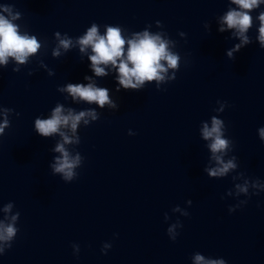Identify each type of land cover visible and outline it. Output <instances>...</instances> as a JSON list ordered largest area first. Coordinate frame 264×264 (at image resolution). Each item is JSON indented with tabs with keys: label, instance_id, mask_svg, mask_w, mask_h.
Returning a JSON list of instances; mask_svg holds the SVG:
<instances>
[{
	"label": "water",
	"instance_id": "water-1",
	"mask_svg": "<svg viewBox=\"0 0 264 264\" xmlns=\"http://www.w3.org/2000/svg\"><path fill=\"white\" fill-rule=\"evenodd\" d=\"M0 5L19 11L20 31L42 43L19 72L12 71L11 60L0 65V105L14 110L0 136V220L20 213L17 235L0 264H194L197 253L225 264H264V189L251 187L255 180L264 184V141L258 135L264 127V48L256 39L258 21L248 32L252 43L229 58L228 49L239 39L232 30L218 31L228 0H0ZM262 10L264 5L251 14ZM93 23L100 34L106 25L120 27L126 39L145 30L161 35L180 56L176 79L160 89L151 81L139 91L117 90L115 68L94 75L90 48L52 55L57 31L75 42ZM85 76L107 88L118 107L100 108L58 91L68 83H89ZM218 100L227 102L223 112L216 111ZM57 103L100 115L78 126L79 144L65 145L72 157H81L78 175L69 182L50 167L60 155L53 151L60 137L44 138L34 130L35 118H47ZM213 115L224 120L225 135L233 141L225 160L236 157L237 168L223 178L205 171L216 164L200 129ZM245 181L249 195H238L235 185ZM9 202L13 208L6 214L2 209ZM177 206L180 211H173ZM177 220L183 226L167 233ZM105 244H111L106 253Z\"/></svg>",
	"mask_w": 264,
	"mask_h": 264
},
{
	"label": "clouds",
	"instance_id": "clouds-1",
	"mask_svg": "<svg viewBox=\"0 0 264 264\" xmlns=\"http://www.w3.org/2000/svg\"><path fill=\"white\" fill-rule=\"evenodd\" d=\"M230 5L228 10L219 17V32L232 30V35L239 39V43L228 49L227 56L233 58L234 53L238 52L242 47L252 43L249 30L258 21V36L260 47L264 48V10L260 11L256 17L251 14L256 9L264 5V0H228ZM0 65L8 66L10 60L14 62L12 71L19 72L21 65H27L30 58L37 55L42 47L41 41L35 35H29L27 32L20 31V25L15 21L21 18L19 11H13L12 6L0 5ZM7 13V15L3 14ZM160 22L157 21V24ZM205 27H209L207 22ZM106 32L100 34L98 25L93 23L84 35L75 39L67 36H61L60 32L55 33L57 40L56 47L52 50L54 57H59L61 49L67 52L72 47L78 46L81 53H85L89 48L91 54L89 60L90 67L95 76L107 75L106 67L115 68L118 75V88L125 90L132 89L139 91L145 85V82L156 81L157 89H160L161 83H166L169 80L176 79V71L179 70L180 56L177 53L170 51L169 41L162 39L159 34H150L148 31L135 32L132 38L126 39L121 34L120 27L106 25ZM181 35L185 33L181 32ZM127 45V48H125ZM169 69L173 70V74L168 76ZM29 71V75H31ZM85 80L90 81L87 84L83 83H68L63 87L58 88L60 92H66L74 101H84L89 104L95 103L100 108L105 106L115 109L117 104L110 99L109 90L104 87H98L91 76H85ZM221 106L216 109L217 112H223L227 106L226 101H217ZM13 109L0 105V136H3L5 129L11 126L9 119ZM18 116L19 113H16ZM90 118V119H89ZM100 115L95 109H86L76 111L73 108H65L63 104L57 103L51 109V114L47 118L37 116L34 121L35 132L44 137L49 138L58 135L60 140L57 141L53 149L54 152L60 155L54 158V163L50 165L52 174H60L61 178L66 181H72L77 177L74 169L80 165L81 157L77 154L75 157L70 155L69 150L65 147L68 144H79L80 137L75 135L78 126L83 122L88 126L91 122L97 121ZM226 125L223 119L213 115L211 123L202 122L200 129L201 138L208 141L207 148L211 156L210 161H214L216 166L207 167L205 171L210 178H223L229 175L230 172L237 168L235 162L236 157L225 160V156L231 150L233 141L225 135ZM69 132L72 135H69ZM130 135L131 133L129 131ZM259 138L264 141V127L258 129ZM237 194L243 193L249 195V182L244 184H236ZM251 187L254 189H264V184L259 180L251 182ZM259 191L253 192L251 195L258 194ZM189 205L192 204L188 200ZM246 204L247 201H242ZM236 206H229V212L235 211ZM13 202H9L3 206L4 213H11ZM173 211H180L179 206ZM184 216L189 213L184 211ZM20 216L19 211L6 216L4 220H0V255L5 252L6 248L12 247V242L17 235L16 222ZM167 219V216H166ZM182 227L180 220L176 224L167 229V233H173L176 226ZM171 240H176V235L171 236ZM111 244H105L101 249L106 253V249L110 248ZM75 253H79V245L74 244ZM194 264H225L223 259H206L203 255L197 253L193 257Z\"/></svg>",
	"mask_w": 264,
	"mask_h": 264
}]
</instances>
